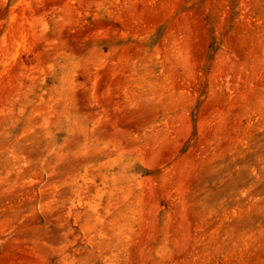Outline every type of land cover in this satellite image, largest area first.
Here are the masks:
<instances>
[{"label": "rangeland", "instance_id": "obj_1", "mask_svg": "<svg viewBox=\"0 0 264 264\" xmlns=\"http://www.w3.org/2000/svg\"><path fill=\"white\" fill-rule=\"evenodd\" d=\"M0 264H264V0H0Z\"/></svg>", "mask_w": 264, "mask_h": 264}]
</instances>
